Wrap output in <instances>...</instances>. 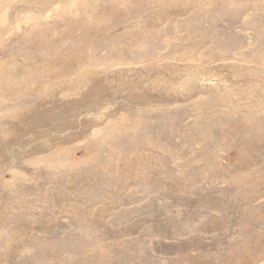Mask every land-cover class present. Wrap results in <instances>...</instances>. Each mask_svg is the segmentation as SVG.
<instances>
[{
    "label": "rangeland",
    "instance_id": "374dc122",
    "mask_svg": "<svg viewBox=\"0 0 264 264\" xmlns=\"http://www.w3.org/2000/svg\"><path fill=\"white\" fill-rule=\"evenodd\" d=\"M0 264H264V0H0Z\"/></svg>",
    "mask_w": 264,
    "mask_h": 264
},
{
    "label": "bare ground",
    "instance_id": "6f19581e",
    "mask_svg": "<svg viewBox=\"0 0 264 264\" xmlns=\"http://www.w3.org/2000/svg\"><path fill=\"white\" fill-rule=\"evenodd\" d=\"M58 60V59H57ZM42 62V61H41ZM62 67V66H61ZM50 70V69H49ZM52 73V72H51ZM67 75V74H66ZM69 75V74H68ZM67 77V76H66ZM52 78V77H51ZM3 121V120H2Z\"/></svg>",
    "mask_w": 264,
    "mask_h": 264
}]
</instances>
